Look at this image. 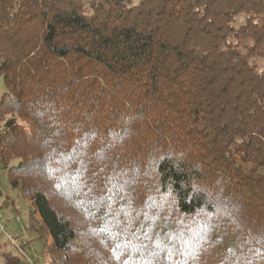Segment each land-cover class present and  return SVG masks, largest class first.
<instances>
[{
	"label": "trees",
	"instance_id": "trees-1",
	"mask_svg": "<svg viewBox=\"0 0 264 264\" xmlns=\"http://www.w3.org/2000/svg\"><path fill=\"white\" fill-rule=\"evenodd\" d=\"M131 2L0 0L28 234L46 264H264V0Z\"/></svg>",
	"mask_w": 264,
	"mask_h": 264
},
{
	"label": "rangeland",
	"instance_id": "rangeland-1",
	"mask_svg": "<svg viewBox=\"0 0 264 264\" xmlns=\"http://www.w3.org/2000/svg\"><path fill=\"white\" fill-rule=\"evenodd\" d=\"M134 2L135 0H131ZM131 2V3H132ZM257 64L264 69V59L258 60ZM5 90L2 75H0V94ZM30 204L27 199L19 195L17 189L9 186L7 179V169L0 167V264H5L2 255L3 251H9L13 255L19 256L20 264H29L17 248L10 242L8 235L10 234L16 239L17 243L22 245L26 254H30V258L35 260V256L41 258L42 264H46L49 260L47 249L43 248L42 243L27 232L29 223ZM22 227L26 229V233H22ZM43 239L47 245L49 238L45 236L42 230ZM30 238V240H29Z\"/></svg>",
	"mask_w": 264,
	"mask_h": 264
},
{
	"label": "built area",
	"instance_id": "built-area-1",
	"mask_svg": "<svg viewBox=\"0 0 264 264\" xmlns=\"http://www.w3.org/2000/svg\"><path fill=\"white\" fill-rule=\"evenodd\" d=\"M22 233H26V229L22 227ZM10 242L17 248V250L21 253V255L27 259L29 264H42L41 258L39 256H35V260L30 258V254H26V251L23 249L22 245L18 244L16 239L13 238L10 234H7Z\"/></svg>",
	"mask_w": 264,
	"mask_h": 264
}]
</instances>
